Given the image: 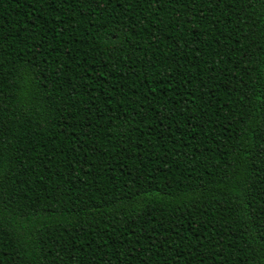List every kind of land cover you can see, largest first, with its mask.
I'll return each mask as SVG.
<instances>
[{
  "label": "trees",
  "instance_id": "obj_1",
  "mask_svg": "<svg viewBox=\"0 0 264 264\" xmlns=\"http://www.w3.org/2000/svg\"><path fill=\"white\" fill-rule=\"evenodd\" d=\"M0 264H264V0H0Z\"/></svg>",
  "mask_w": 264,
  "mask_h": 264
}]
</instances>
